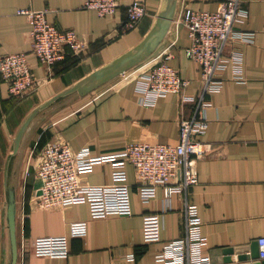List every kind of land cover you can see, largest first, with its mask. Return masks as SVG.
I'll use <instances>...</instances> for the list:
<instances>
[{
    "label": "crops",
    "instance_id": "obj_1",
    "mask_svg": "<svg viewBox=\"0 0 264 264\" xmlns=\"http://www.w3.org/2000/svg\"><path fill=\"white\" fill-rule=\"evenodd\" d=\"M114 14L100 15L84 8L85 0H0V53L26 52L39 84L23 98L10 93V82L0 76V264H8L10 241L6 224L4 173L13 139L26 116L40 103L65 90L95 69L107 64L137 43L153 27L164 0H118ZM144 2L148 14L134 25L128 22V6ZM219 0H178L170 31L158 49L135 68L149 67L154 58L168 54L169 62L189 80L184 93L200 89V66L187 55L189 31L177 19L185 6L216 10ZM249 16L238 28L254 33L253 42L236 41L228 48L242 53L244 80L233 78L229 66L222 74L220 91L209 94V126L201 136L208 150L198 158L199 182L189 194L199 208L204 252L213 264L229 262V247L247 249V261L259 253L257 238L264 236V0H246ZM47 10L48 19L61 29H73L85 41L82 49L66 50L64 59L51 67L41 63L33 50L31 24L20 9ZM228 51V52H229ZM132 80L118 76L85 95H75L42 114L31 125L23 145L17 179V264H157L164 244L185 233L184 195L165 198L158 185L150 202L138 193L139 179L128 164L132 213L95 218L85 195L66 207L42 208L37 196L41 182L36 168L45 145L67 141L74 149L89 147L92 155L119 151L138 141L177 142L179 120L193 112L181 95L162 93L154 104L141 102ZM25 170V171H24ZM27 172V173H25ZM89 184L113 182L110 163L95 165L85 174ZM161 212V239L146 243L144 215ZM87 222L85 236L71 234V223ZM67 235V256H38L33 239Z\"/></svg>",
    "mask_w": 264,
    "mask_h": 264
},
{
    "label": "built area",
    "instance_id": "obj_2",
    "mask_svg": "<svg viewBox=\"0 0 264 264\" xmlns=\"http://www.w3.org/2000/svg\"><path fill=\"white\" fill-rule=\"evenodd\" d=\"M246 0H219L216 10L194 9L185 6L177 22L182 24L191 37L187 55L200 66V89L197 94L184 93L189 80L168 61V54L150 61L149 67L135 68L120 74L122 80H132L141 94V102L154 104L162 93L181 95V103L191 102L193 112L179 120L177 142L138 141L125 148L100 155H92L89 147L74 149L67 141L48 142L38 163L41 182L37 196L42 208L66 207L85 195L91 216L95 218L132 213L130 185L127 183V165L131 164L139 185L138 193L144 203L150 202L158 185H164L165 198L175 193L184 195L185 233L168 240L157 254V264H213L204 252L207 239L202 233V220L198 205L189 198L191 188L199 182L198 158L208 150L201 136L209 126L207 110L212 102L209 94L223 86V72L230 66L233 78L244 80L242 53L228 50L236 41L253 42L254 33L238 28L248 18ZM118 0H85L84 8L96 10L100 15L116 13ZM19 13L27 16L31 24L33 50L41 63L51 67L72 51L84 47L85 41L73 29H61L47 17V10L23 8ZM148 14L144 2L136 1L128 6V22L137 23ZM229 51V52H228ZM0 76L10 82V93L23 98L39 84L26 52L0 53ZM110 163L113 182L89 184L84 175L95 165ZM161 212L144 215L143 234L146 243L159 241L162 229ZM87 222L71 223V234L85 236ZM259 258L264 260V236L257 238ZM34 252L38 256H67L70 252L67 235L39 236L33 239Z\"/></svg>",
    "mask_w": 264,
    "mask_h": 264
},
{
    "label": "water",
    "instance_id": "obj_3",
    "mask_svg": "<svg viewBox=\"0 0 264 264\" xmlns=\"http://www.w3.org/2000/svg\"><path fill=\"white\" fill-rule=\"evenodd\" d=\"M178 0H164L163 7L150 31L135 46L114 58L107 64L95 69L65 90L52 96L36 106L23 120L12 144V150L7 158L4 173L6 224L10 241V258L8 264L18 262L17 238V179L20 169V159L25 137L31 125L47 111L75 95H85L104 85L120 74L128 71L150 57L166 38L177 11ZM247 249L244 247H229L226 253L227 261H239L240 264H264V260L247 261ZM252 258L259 256L257 249H251Z\"/></svg>",
    "mask_w": 264,
    "mask_h": 264
},
{
    "label": "rangeland",
    "instance_id": "obj_4",
    "mask_svg": "<svg viewBox=\"0 0 264 264\" xmlns=\"http://www.w3.org/2000/svg\"><path fill=\"white\" fill-rule=\"evenodd\" d=\"M131 71V70H130ZM122 80V79H121ZM22 160H23V156H22ZM21 159H20V162L22 161ZM38 163H39V161H38ZM38 163H37V165H35V168H36V178H38V173H37V169H38ZM25 171V170H24ZM25 173H27V172H25Z\"/></svg>",
    "mask_w": 264,
    "mask_h": 264
}]
</instances>
